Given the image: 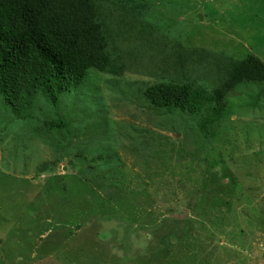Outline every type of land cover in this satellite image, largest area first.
Returning a JSON list of instances; mask_svg holds the SVG:
<instances>
[{
    "label": "rangeland",
    "instance_id": "374dc122",
    "mask_svg": "<svg viewBox=\"0 0 264 264\" xmlns=\"http://www.w3.org/2000/svg\"><path fill=\"white\" fill-rule=\"evenodd\" d=\"M93 1L111 69L25 115L0 94V264H264V82L238 83L207 132L215 100L145 94L214 98L264 62V0Z\"/></svg>",
    "mask_w": 264,
    "mask_h": 264
},
{
    "label": "trees",
    "instance_id": "16d2710c",
    "mask_svg": "<svg viewBox=\"0 0 264 264\" xmlns=\"http://www.w3.org/2000/svg\"><path fill=\"white\" fill-rule=\"evenodd\" d=\"M107 46L93 0H0V94L17 115L28 114L40 93L58 104L90 69L109 70ZM246 80L264 82V62L256 56L235 63L214 98L178 83H157L145 94L157 108L193 114L215 100L202 121L207 132L221 117L225 96Z\"/></svg>",
    "mask_w": 264,
    "mask_h": 264
}]
</instances>
